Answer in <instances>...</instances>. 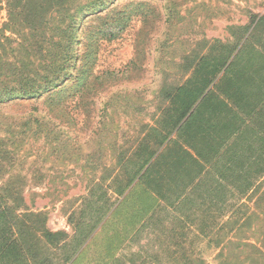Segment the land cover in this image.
I'll return each mask as SVG.
<instances>
[{
	"label": "rangeland",
	"instance_id": "1",
	"mask_svg": "<svg viewBox=\"0 0 264 264\" xmlns=\"http://www.w3.org/2000/svg\"><path fill=\"white\" fill-rule=\"evenodd\" d=\"M18 4L0 0V35L11 37L0 45L21 41L5 26ZM257 15L264 0H113L79 16L75 68L59 86L0 102V212L8 224L0 241L16 244L24 264L70 256L68 264H220L221 246L248 238L251 222L222 230L235 207L230 200L220 209L211 176L185 156V140L213 155L240 126L233 110L250 114L261 100L263 63L254 39L238 37ZM223 76L232 83L231 110L221 104L222 84L185 133V113L205 94L196 100L176 90L204 93ZM222 120L230 127L221 132ZM254 201L241 200V212ZM47 230L68 235L48 246Z\"/></svg>",
	"mask_w": 264,
	"mask_h": 264
},
{
	"label": "trees",
	"instance_id": "2",
	"mask_svg": "<svg viewBox=\"0 0 264 264\" xmlns=\"http://www.w3.org/2000/svg\"><path fill=\"white\" fill-rule=\"evenodd\" d=\"M18 1L19 10H16L14 5L9 7V19L5 26L12 34L17 33L21 41L14 48L9 45H0V94L6 93L0 97V102L5 99L39 97L43 91L48 92L57 88L64 76H67L68 71L75 68L77 56L73 51L77 40L75 32L73 33L74 21L96 6L104 8L113 0H104L107 4H79L74 0ZM238 28L243 31V33L238 32L240 35L235 34L236 37L239 35L240 43L247 35V38L254 39L253 56L255 60L261 61L264 67V16H254L249 25ZM261 28L262 31L258 34ZM24 29H29L30 33L25 34ZM0 37L1 42L7 41L9 44L11 41V37L3 32ZM226 66L227 64H224L222 70ZM229 68L230 66L225 72H228ZM224 78L225 76L216 79L217 81H210L204 93L199 92L198 89L189 90L186 87L176 90L177 94L193 96L196 100L205 94L192 112L195 104L185 113V118L189 116L185 121V133L188 126L194 123L198 109L212 96L216 88L221 91L222 84L226 91L221 104L231 110L229 104L233 101V94L227 86L231 87L232 83L224 84ZM258 87L257 80H254L249 89L256 90ZM243 110V108L233 110L232 113L240 126L232 128L231 133L213 155L200 154L198 150L196 151V144L191 143L190 139L185 140V156L190 157L196 164H200L201 174L199 175L204 176L203 178L211 176L213 186L209 191L216 194L220 209L225 212L229 206L235 207L233 211L229 208L231 211L228 221L225 222L222 230L230 227V230L239 232L243 227L248 226L249 221L251 222L248 238L221 246L220 264H264V183L262 181L264 178V92L261 93V100L254 104V110L250 114H246V110ZM194 125L196 126V121ZM229 127L230 125L224 120L217 122V129L221 132ZM181 129L182 126L179 130ZM209 129L213 127L210 126ZM167 138L164 136L162 141ZM188 142L190 143L187 144ZM195 153L196 157L193 156ZM147 162L148 160L145 163ZM141 169L142 166L136 174L140 173ZM251 197H255L254 208L242 213L245 204L243 202L240 204V201ZM230 200L231 205H229ZM4 218L5 212H0V227L6 228L8 224L4 222ZM233 219L235 220L232 221ZM228 222L229 226L226 227ZM232 222L233 227L230 226ZM67 235L66 232L47 230L44 236L47 245L52 246L60 243ZM12 244L5 240L0 241V264L26 262L22 252L12 250L18 248L16 244ZM72 259L73 256H70L64 259L63 263L68 264L72 262Z\"/></svg>",
	"mask_w": 264,
	"mask_h": 264
}]
</instances>
